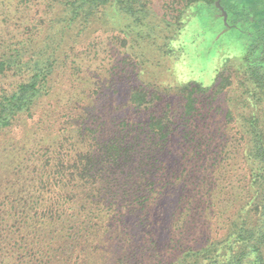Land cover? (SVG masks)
<instances>
[{"label":"trees","instance_id":"1","mask_svg":"<svg viewBox=\"0 0 264 264\" xmlns=\"http://www.w3.org/2000/svg\"><path fill=\"white\" fill-rule=\"evenodd\" d=\"M218 1L0 0V264H264V0ZM220 21L246 36L237 95L161 86ZM226 89L247 111L217 133Z\"/></svg>","mask_w":264,"mask_h":264},{"label":"rangeland","instance_id":"2","mask_svg":"<svg viewBox=\"0 0 264 264\" xmlns=\"http://www.w3.org/2000/svg\"><path fill=\"white\" fill-rule=\"evenodd\" d=\"M162 2H164V0H154V7L159 9V11L162 10ZM254 15L256 16V14ZM216 17L220 16L217 15ZM215 20L217 21V19ZM215 25L204 29L200 28L198 24L191 25L188 29L182 32L181 36H178L179 40L185 41L187 44H185L187 47L185 50L189 56L186 60L180 61L176 64L171 57H167L166 63L164 64L165 67H162L163 65L161 66L160 64L157 65L155 68L157 70L156 72L160 73L163 71V73H165L160 76L161 80L159 82H161V86L165 85L168 87H174L177 84L187 82L190 79H202L206 85H212L215 87V85L221 81L224 74L225 77L229 76L228 78H225L227 80L226 84H230L228 87L234 88L235 91L232 90V93L234 91V94L237 95L241 79V73L238 70V61L240 55L245 49L246 36L235 28L225 30L223 28L224 23L221 21L218 23L215 22ZM201 27L203 26L201 25ZM203 31H206V33ZM121 34L122 33H120V38H123V34ZM132 49L134 51V48ZM133 51L131 50L130 53H133ZM127 54L128 53H125V50L122 48V54H118V58L115 61L117 62L119 58L123 57L126 59L128 58V63L125 62V65H122L121 63L122 67L120 66L114 69V71L121 72V74L115 77L114 82L115 88L119 90L116 98L120 101L126 100L124 95L126 88L131 82V78L134 77L137 70L140 69V66L137 69L132 58L127 57ZM167 65L172 71H175L178 66L180 72H182V78L175 79L173 76L167 75ZM106 66L107 68L112 67L110 64ZM220 72L221 74L219 75ZM227 90L228 89L218 93L214 100V102H218L215 106L216 110L212 114V120H214V126L217 133L233 132L235 129L231 128V126L234 125V122L231 121L234 120V117L236 119L241 112L247 111L246 108L238 106L236 114H234L233 117H228L227 109L229 104L227 103V99L236 95H232ZM170 114L171 116L174 115L173 112ZM225 120H229L231 123L228 122L225 124Z\"/></svg>","mask_w":264,"mask_h":264},{"label":"water","instance_id":"3","mask_svg":"<svg viewBox=\"0 0 264 264\" xmlns=\"http://www.w3.org/2000/svg\"><path fill=\"white\" fill-rule=\"evenodd\" d=\"M218 4L220 5V0L218 1ZM221 10L223 11V13L225 14V9L224 7L220 6ZM227 19V15H225V20Z\"/></svg>","mask_w":264,"mask_h":264}]
</instances>
